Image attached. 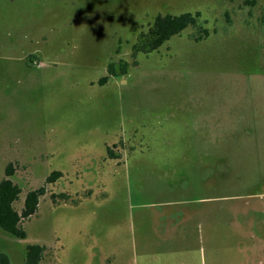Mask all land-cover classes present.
<instances>
[{"label": "rangeland", "instance_id": "rangeland-1", "mask_svg": "<svg viewBox=\"0 0 264 264\" xmlns=\"http://www.w3.org/2000/svg\"><path fill=\"white\" fill-rule=\"evenodd\" d=\"M197 12L208 37L135 54ZM10 163L18 212L47 188L24 239L0 228L11 264H264V0H0V182Z\"/></svg>", "mask_w": 264, "mask_h": 264}, {"label": "trees", "instance_id": "trees-1", "mask_svg": "<svg viewBox=\"0 0 264 264\" xmlns=\"http://www.w3.org/2000/svg\"><path fill=\"white\" fill-rule=\"evenodd\" d=\"M200 16V12L195 14L182 13L179 15L159 14L154 19L148 32L141 33L139 36L138 42L134 46L135 54H147L155 51L173 36L180 34L189 27L195 28L197 31L193 37L195 41L203 40L210 35V32L205 27V22L200 20ZM127 71L128 63L123 62L121 65V74L125 75ZM108 74L109 76L117 75L113 64L108 66ZM107 79L108 77L103 78L101 84H104ZM109 153L111 156L113 155L112 152ZM5 174L6 178L0 182V228L18 239H24L26 233L22 228V222L36 213L40 198L47 193V188L43 186L30 190L26 195L22 211L18 212L14 205L20 199L22 189L11 179L15 174L13 163L8 164ZM61 176V172L54 171L49 175L46 183L52 184ZM51 198L53 202H57L58 198L68 200L69 197L66 194H52ZM45 252V246L36 244L29 245L27 247L25 264H42ZM0 264H11L6 254H0Z\"/></svg>", "mask_w": 264, "mask_h": 264}]
</instances>
